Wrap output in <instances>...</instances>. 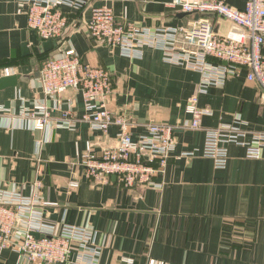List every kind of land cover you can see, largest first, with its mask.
<instances>
[{
  "label": "crops",
  "instance_id": "crops-1",
  "mask_svg": "<svg viewBox=\"0 0 264 264\" xmlns=\"http://www.w3.org/2000/svg\"><path fill=\"white\" fill-rule=\"evenodd\" d=\"M222 1L242 9L247 0ZM94 2L111 6L119 24L151 29L182 26L197 18L171 8L170 0ZM66 12L70 26L57 42H65L66 49L76 51L84 62L110 71L111 112L126 118L134 139L146 132L149 123L176 126L175 150L156 178L159 188H126L112 176L87 177L76 152H83L87 142L94 152L114 146L119 127L97 131L85 122L54 125L64 109L81 116V95L74 89L55 97L44 94L40 67L49 54L36 55L34 48L45 40L28 26L25 5L0 0V78L5 76L4 68L28 77L0 89V107L15 113L0 112L1 186H14L24 195L55 203L44 208L47 222L60 226L64 220L96 232L97 260L91 261L76 241L67 264H120L123 257H132L134 264H148L151 259L164 264H264V147L258 158H251L245 147L228 144L224 168H216L212 158L200 153L206 129L232 124L237 118L247 139L264 133V93L246 79L244 71L223 85L200 89V74L165 62L162 51L145 47L141 57L123 56L89 38L83 28L88 9ZM206 17L218 35L232 27L224 18ZM24 44L27 54L22 51ZM261 53L264 57V45ZM195 94L199 106L211 111L202 117L201 129L187 127L190 117L184 110ZM35 102L51 108L53 119L44 131L18 115L22 106ZM187 152L194 154L181 155ZM73 181L78 182L75 188L70 186ZM0 264L32 263L8 247L0 253Z\"/></svg>",
  "mask_w": 264,
  "mask_h": 264
},
{
  "label": "built area",
  "instance_id": "built-area-1",
  "mask_svg": "<svg viewBox=\"0 0 264 264\" xmlns=\"http://www.w3.org/2000/svg\"><path fill=\"white\" fill-rule=\"evenodd\" d=\"M25 5L27 24L42 40H60L70 26L66 9L79 12L88 9L89 17L84 30L97 43L119 50L126 57H141L145 47L158 49L163 60L196 71L200 74L199 88L223 85L232 75L244 71L246 79L264 93V0H247L242 9L222 0H170L168 5L197 18L182 26L151 29L131 22L119 24L111 6L97 4L94 0H16ZM214 15L228 20L232 27L218 35L214 24L206 16ZM10 75V68H4ZM40 78L46 96L55 97L67 89L77 90L82 99L83 113L77 117L71 110H62L55 126L72 127L77 122L87 123L91 129L106 131L117 125V145L91 152L86 143L88 160L86 172L93 178L107 179L115 176L121 186L132 188L160 187L157 176L164 173L171 153L175 150L176 126L168 123H149L146 132L134 139L126 131L129 122L122 115H114L109 106L113 92L111 73L107 68L84 62L74 50L65 49L46 55L41 62ZM55 106V105H54ZM189 115L187 127L202 128V117L211 113L199 106L198 95H192L185 103ZM1 111H8L0 107ZM51 108L45 102L22 106L18 112L35 130L44 131L53 119ZM240 118L232 124H220L205 130L201 155L212 158L216 168L227 163V145L243 146L246 155L258 158L264 147V133L252 134L240 126ZM82 152L77 151L76 155ZM193 152L181 155H193ZM72 187V186H71ZM77 187V184H73ZM46 206L55 203L41 201L38 196H27L15 187L0 184V253L8 247L21 253L32 264H67L73 240L79 241L91 261H96V232L86 227L47 222L43 214ZM37 233L38 236H34ZM13 242V243H12ZM123 264H134L132 257H124ZM148 264H164L151 259Z\"/></svg>",
  "mask_w": 264,
  "mask_h": 264
},
{
  "label": "water",
  "instance_id": "water-1",
  "mask_svg": "<svg viewBox=\"0 0 264 264\" xmlns=\"http://www.w3.org/2000/svg\"><path fill=\"white\" fill-rule=\"evenodd\" d=\"M186 14V13H184ZM90 38V37H89ZM67 44L65 42H62L61 44H58L56 40H45L42 42L39 46L34 48V52L36 55H42V54H57L59 52H62L66 49ZM22 51L24 54L28 53V50L26 48V44L22 46ZM26 80L28 79L27 76H19L16 74H10V75H5L0 78V89L5 88V87H11L15 86L17 84V80ZM115 178V176H112ZM34 236H38L37 233H34Z\"/></svg>",
  "mask_w": 264,
  "mask_h": 264
},
{
  "label": "rangeland",
  "instance_id": "rangeland-1",
  "mask_svg": "<svg viewBox=\"0 0 264 264\" xmlns=\"http://www.w3.org/2000/svg\"><path fill=\"white\" fill-rule=\"evenodd\" d=\"M91 39V38H90ZM92 40V39H91ZM94 41V40H93ZM95 43H97V42H95ZM102 44V43H101ZM61 112V111H60ZM72 112V111H71ZM128 127L129 126H127V128H126V131L128 132V133H130L129 132V129H128ZM97 131H99V130H97ZM119 132V131H118ZM118 138V137H117ZM117 138H116V144L114 145V146H111V148H113V147H115L116 145H117ZM88 143H90V142H88ZM90 145H91V147H90V149H91V152L92 153H94V154H99L102 150H104V149H108V148H110V147H105V148H102L99 152H94L93 151V149H92V144L90 143ZM88 150L86 149V147H85V150L79 155V164L83 167V170H84V173L87 175V177H92L91 175H89V173L88 172H86V164H87V162H88V160L87 159H85L84 157H86L87 155H88ZM84 156V157H83ZM78 157V156H77ZM73 184H77L78 185V182H76V181H73V182H71L70 183V186H72V188H75V187H73ZM14 187V186H13ZM16 188V187H15ZM31 196V195H30ZM41 201H43V200H41ZM73 242H76V240H73L72 242H71V247H72V249H73ZM79 242V241H78ZM124 258V257H123ZM122 258V259H123ZM122 259H121V263L120 264H123V262H122Z\"/></svg>",
  "mask_w": 264,
  "mask_h": 264
}]
</instances>
